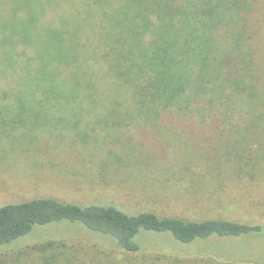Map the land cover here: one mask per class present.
Listing matches in <instances>:
<instances>
[{
    "label": "trees",
    "instance_id": "trees-1",
    "mask_svg": "<svg viewBox=\"0 0 264 264\" xmlns=\"http://www.w3.org/2000/svg\"><path fill=\"white\" fill-rule=\"evenodd\" d=\"M254 1L0 0V77L6 81L0 144L16 131L31 135L61 126L57 121L86 120L88 128L110 130L154 125L167 113L206 119V106L217 103L255 106L261 97L245 19ZM91 58L103 62L102 77L114 88L107 98ZM56 224L76 225L111 251L155 252L162 237L177 243V254L187 246L189 255L219 263L264 264L257 246L264 224L189 220L55 197L1 206L0 249ZM33 243L29 251L40 264H78L83 257L67 239Z\"/></svg>",
    "mask_w": 264,
    "mask_h": 264
},
{
    "label": "rangeland",
    "instance_id": "rangeland-1",
    "mask_svg": "<svg viewBox=\"0 0 264 264\" xmlns=\"http://www.w3.org/2000/svg\"><path fill=\"white\" fill-rule=\"evenodd\" d=\"M247 18L259 103L208 105L206 119L167 113L154 125L105 130L88 128L86 120L76 121L78 125L57 121L62 125L34 134L32 130L31 135L13 132L0 144V207L55 197L76 203L104 201L125 210L189 220L223 218L263 225L264 0L254 1ZM89 63L98 73V90L107 98L114 88L102 77L103 62L91 58ZM5 86L0 77V88ZM233 151L240 156L233 157ZM48 238L67 239L83 256L78 264H224L189 255L187 246L185 253L177 254V243L162 237H156L161 246L155 252L111 251L73 224L36 230L0 249V264H40L29 248L34 240ZM260 244L264 252V236L257 240ZM23 251L30 254L20 256ZM97 252L99 257L94 256Z\"/></svg>",
    "mask_w": 264,
    "mask_h": 264
}]
</instances>
